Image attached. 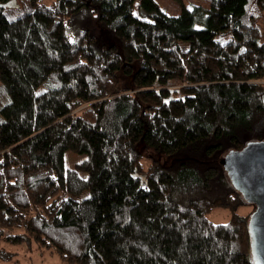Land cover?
<instances>
[{"label": "trees", "instance_id": "1", "mask_svg": "<svg viewBox=\"0 0 264 264\" xmlns=\"http://www.w3.org/2000/svg\"><path fill=\"white\" fill-rule=\"evenodd\" d=\"M262 141L264 0H0V244L256 264L226 157Z\"/></svg>", "mask_w": 264, "mask_h": 264}, {"label": "water", "instance_id": "2", "mask_svg": "<svg viewBox=\"0 0 264 264\" xmlns=\"http://www.w3.org/2000/svg\"><path fill=\"white\" fill-rule=\"evenodd\" d=\"M226 167L234 186L255 207L248 224L249 235L256 264H264V141L230 153Z\"/></svg>", "mask_w": 264, "mask_h": 264}, {"label": "rangeland", "instance_id": "3", "mask_svg": "<svg viewBox=\"0 0 264 264\" xmlns=\"http://www.w3.org/2000/svg\"><path fill=\"white\" fill-rule=\"evenodd\" d=\"M162 10L168 15H179L181 6L192 9L195 6L207 7L209 0H156ZM179 82H173L172 89H178ZM151 153H146L149 156ZM86 159V155H80L73 151L65 153V167L75 168L76 165ZM149 161L145 160L143 165L149 167ZM85 176V174H83ZM255 212L253 205L242 206L237 210V214L247 219L248 223ZM233 215L231 210L226 208H216L207 215V219L214 224H228ZM53 252V251H52ZM0 264H63L57 253H51L39 249L37 245L29 243L22 246H14L7 243L0 244Z\"/></svg>", "mask_w": 264, "mask_h": 264}]
</instances>
